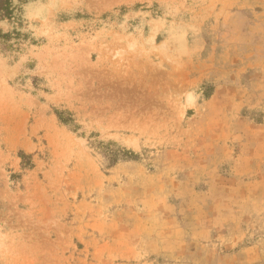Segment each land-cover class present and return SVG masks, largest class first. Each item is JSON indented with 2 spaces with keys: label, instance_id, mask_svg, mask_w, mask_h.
<instances>
[{
  "label": "rangeland",
  "instance_id": "obj_1",
  "mask_svg": "<svg viewBox=\"0 0 264 264\" xmlns=\"http://www.w3.org/2000/svg\"><path fill=\"white\" fill-rule=\"evenodd\" d=\"M12 8L0 264H264V0Z\"/></svg>",
  "mask_w": 264,
  "mask_h": 264
},
{
  "label": "trees",
  "instance_id": "obj_2",
  "mask_svg": "<svg viewBox=\"0 0 264 264\" xmlns=\"http://www.w3.org/2000/svg\"><path fill=\"white\" fill-rule=\"evenodd\" d=\"M13 16L12 0H0V22L10 20ZM0 32V38H4Z\"/></svg>",
  "mask_w": 264,
  "mask_h": 264
}]
</instances>
